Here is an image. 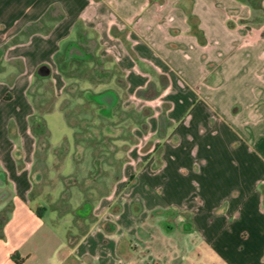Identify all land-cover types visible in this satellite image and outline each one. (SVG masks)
Here are the masks:
<instances>
[{"label":"crops","instance_id":"crops-1","mask_svg":"<svg viewBox=\"0 0 264 264\" xmlns=\"http://www.w3.org/2000/svg\"><path fill=\"white\" fill-rule=\"evenodd\" d=\"M71 45L88 65L121 72L120 110L141 121H131L121 177L68 234L45 218L61 216L54 201L32 197L28 88L51 81L45 125L69 128L60 105ZM41 64L50 75L38 80ZM97 85L85 89L114 95ZM73 149L71 133L50 142L47 174L65 158L76 165ZM222 149L234 171L258 177L220 197ZM0 172V264H264V0H0Z\"/></svg>","mask_w":264,"mask_h":264},{"label":"rangeland","instance_id":"rangeland-1","mask_svg":"<svg viewBox=\"0 0 264 264\" xmlns=\"http://www.w3.org/2000/svg\"><path fill=\"white\" fill-rule=\"evenodd\" d=\"M85 48L91 50V46L85 45ZM67 73L87 78L80 80L81 89L90 86L94 89L98 84L97 90L110 88L116 96V100L112 105L114 113L109 118L101 114L97 104L90 103L79 97V90L72 92V98H69L68 95L67 98L62 101L61 105L65 107L66 111H70L75 120H81L84 126L83 130L79 133L80 138L83 140L82 145L77 149V153L82 149V155L78 160L75 159V141L73 154L76 165H71L67 158L63 159L64 161L59 164V166L56 165L54 169H49L48 174L46 171L43 183L35 184L32 190V197L39 195L45 199L54 201L51 205L52 207H59L58 209L61 210V216L56 217L53 210L47 209L44 211L45 218L53 224L57 231H64L67 229L68 234H70L77 231V222H86L91 218V215L79 216L77 214L79 203L84 201L83 199L85 198L92 202L110 189L117 174H120L121 177L122 164L127 159L125 155V151L128 147L127 139L131 138V121L134 117L136 118V115H134V112L130 109L120 110V102L126 97V94L123 92L124 82L121 77V72L118 71L116 67H112L111 71L106 72L97 61H93V63L89 65L88 62H86V65H84L82 62L74 59L71 69L69 68ZM113 73L117 76L116 80H118V84L110 80V76L113 75ZM47 86L48 82L45 83L44 87ZM43 119L45 120L44 114ZM105 126H108L110 130H106ZM46 127L48 131L49 129L51 131V133H49V146L50 142L55 143L59 137L66 132L68 135L71 133V137L74 138V132L77 130L71 125L69 128L65 129L57 123L55 125L49 123ZM60 146L61 144L56 146L55 151H57ZM65 146H68V143H66ZM222 151L223 152L219 153V156L215 155L214 164L212 165L214 167L223 166L230 169L228 174L221 173L216 179L212 176V182L216 189H218L216 196L220 197L232 188L234 189L236 187V189L239 190L238 185L240 183L246 184V186L255 183L258 177L255 176L256 174H251L250 172L238 174L233 170V168L237 167L238 161L233 151L226 149H222ZM60 157L58 161H61ZM93 158H95L96 161H94ZM92 174L95 176L96 181L91 186H87L90 182H84V180H87ZM78 181H80L81 184L83 183V186H85L83 187L84 189H86V187L92 188H90L88 193H86L87 189L82 193L78 183H76ZM62 197L65 198L64 206H60L59 203L63 201ZM233 197H235V194ZM161 214L163 213H153V217L161 216ZM170 215L172 216V214ZM170 215L168 214V216ZM80 230H82V228H79V231ZM175 230L178 232L179 228L177 227ZM153 237L157 239L155 234ZM174 239L175 238L169 239V243L171 242L173 245ZM137 241V245L140 246V240L138 239Z\"/></svg>","mask_w":264,"mask_h":264},{"label":"trees","instance_id":"trees-1","mask_svg":"<svg viewBox=\"0 0 264 264\" xmlns=\"http://www.w3.org/2000/svg\"><path fill=\"white\" fill-rule=\"evenodd\" d=\"M93 58V57H92ZM91 58V59H92ZM72 59H77L78 61L82 62L84 65H86V62H88L89 60H91L89 58V56L87 58H77V57H71L69 60ZM46 64H41L36 68V72H35V76L37 79H46L49 77V73L47 75H40L38 74V69L40 68V66H45ZM65 64L60 65L61 69H65L64 67ZM48 66V65H46ZM49 68V67H48ZM68 70H66L65 75L67 78L70 79V81L68 82V84L65 87V98L64 100L67 98V96L69 95V98L73 97L72 92H76L77 90H79V97L85 99L86 101L90 102V103H94L97 104L100 107V100H99V95L100 92L98 93H94L91 90L88 89H81L80 87V80L81 79H87L86 77H79L75 74L72 73H67ZM118 81V80H117ZM124 82V81H123ZM118 84V82L116 83ZM45 86V85H44ZM41 86V84L39 83H32L30 85V87L28 88V96L30 97L33 106H34V112L33 114L30 116L29 118V123H30V129L31 132L34 134V136L36 137V161L34 164V170H33V180H34V185L36 184H40L43 183V179L46 175V164H45V154L47 149L49 148V132L48 129L45 125L44 119H43V114L47 111H50L52 108H54L55 106V94H54V89H53V85L51 81H48V86L44 87ZM138 94H140L138 92ZM62 110H64L65 116H66V120L67 122L75 129H77L74 132V139L76 141V149H75V159L78 160L81 155H82V149H80V152L77 153V149L82 145V139L80 138V132L83 130L84 126L81 123V120H75L71 115V112L66 111L65 107L63 105L60 106ZM135 119H137L136 121H141V119L139 117L136 116V118L134 117L133 120L135 121ZM143 127H145V124H142ZM106 130H110V128H108V126H105ZM161 131V129H160ZM131 138H128L127 140H131L132 139V135L130 136ZM66 146L65 144H62L56 151V155L58 157L62 156L65 152H66ZM94 161H96L95 158H93ZM18 163L20 162V158L18 157ZM98 166H99V162H98ZM120 177V174H117L115 179H118ZM90 182L87 186H91L93 183H95L96 178L95 176L92 174V176H90L89 178H87V180L85 179L84 182ZM79 185V189L82 191V193H84L86 191V193L89 192L90 188L92 187H86V189H84L83 187V183L81 184L80 181L76 182ZM64 199L62 197V202L60 201V206L64 205ZM84 201L80 204V206H78L77 208V214L79 216H87L91 213V202L89 201V199H83ZM58 203V204H59ZM57 207V206H56ZM59 208V207H58ZM83 208H88V210H86V212H82ZM75 240H73L71 238V236L69 237L68 240V247L72 246L74 244Z\"/></svg>","mask_w":264,"mask_h":264},{"label":"water","instance_id":"water-1","mask_svg":"<svg viewBox=\"0 0 264 264\" xmlns=\"http://www.w3.org/2000/svg\"><path fill=\"white\" fill-rule=\"evenodd\" d=\"M67 57H77V58H87L88 55L84 53V51L77 45H71L67 51ZM50 72V69L48 66H40L38 69V74L40 75H47ZM103 98V97H102ZM114 101V95L113 94H108L106 95L105 102L110 105ZM88 208H83L82 212H86Z\"/></svg>","mask_w":264,"mask_h":264},{"label":"flooded vegetation","instance_id":"flooded-vegetation-1","mask_svg":"<svg viewBox=\"0 0 264 264\" xmlns=\"http://www.w3.org/2000/svg\"><path fill=\"white\" fill-rule=\"evenodd\" d=\"M105 98H106V96L100 97V95H99V100H100V102H102L100 104L99 110H100L101 114H103L106 118H109L113 114V109H112V105L110 106L105 102ZM3 182H4V177H3V174L0 172V184H2Z\"/></svg>","mask_w":264,"mask_h":264}]
</instances>
